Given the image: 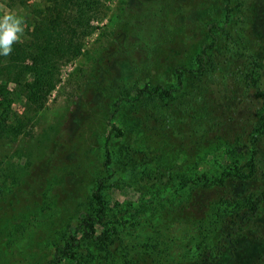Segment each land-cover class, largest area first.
<instances>
[{
	"label": "trees",
	"instance_id": "trees-1",
	"mask_svg": "<svg viewBox=\"0 0 264 264\" xmlns=\"http://www.w3.org/2000/svg\"><path fill=\"white\" fill-rule=\"evenodd\" d=\"M111 1L0 0L25 21L22 41L0 56V177ZM116 8L110 52L87 91L109 113L118 174L140 170V197L112 201L120 182L106 146V175L36 264H264V35L253 28V0H118ZM17 95L23 110L12 116ZM215 145L226 158L202 160ZM19 193L30 211L34 194ZM159 216L168 234L154 224ZM244 244L258 250L238 261ZM170 245L178 258H169Z\"/></svg>",
	"mask_w": 264,
	"mask_h": 264
},
{
	"label": "rangeland",
	"instance_id": "rangeland-1",
	"mask_svg": "<svg viewBox=\"0 0 264 264\" xmlns=\"http://www.w3.org/2000/svg\"><path fill=\"white\" fill-rule=\"evenodd\" d=\"M117 3L118 0L106 3L109 7L106 17L102 21H92L95 30L85 39L82 54L61 67V82L50 95L45 108L35 116L30 115L33 120L31 137L17 144V153L3 166L0 177V264H36L37 257L50 255L53 244L64 238L67 226L75 221L77 210L83 207L96 180L106 175L103 166L106 146L112 153L113 169L117 172L115 178L120 182L112 201L140 197L135 183L141 172L133 168L130 175L118 174L116 156L119 142L110 134L109 113H101L96 108L93 95L87 91L100 58L110 52L108 48L112 44L114 27L111 18L117 12ZM253 6L254 31L264 35V0H253ZM2 8L0 2V14L5 12ZM22 106L23 102L17 95L11 115H21ZM127 114L123 110L119 115L124 117ZM122 124L117 121L116 125L125 127ZM127 131L131 135L128 141L132 140L134 146H139L141 142L136 131ZM226 152L224 145H215L205 152L202 160L209 154L215 160L226 158ZM168 156L172 159V155L167 153L161 162L166 163ZM193 168V164H188L185 172L189 174ZM33 178L42 180V183H33ZM19 192L24 196L26 193L34 194L26 200L32 205L30 211L24 208L25 198L22 199ZM26 212L29 216L24 220ZM24 222H28L30 227L21 235L20 227ZM154 224L163 234H168L170 225L162 216L157 217ZM14 236L21 240L11 246ZM177 247L169 248L172 253L169 258L180 256ZM257 250L253 245L244 244L237 260L242 261L243 256ZM31 256L34 260L29 262Z\"/></svg>",
	"mask_w": 264,
	"mask_h": 264
},
{
	"label": "clouds",
	"instance_id": "clouds-1",
	"mask_svg": "<svg viewBox=\"0 0 264 264\" xmlns=\"http://www.w3.org/2000/svg\"><path fill=\"white\" fill-rule=\"evenodd\" d=\"M25 36V21L15 12L5 11L0 14V56L7 57L13 46Z\"/></svg>",
	"mask_w": 264,
	"mask_h": 264
}]
</instances>
